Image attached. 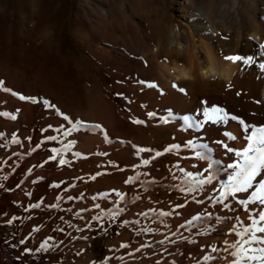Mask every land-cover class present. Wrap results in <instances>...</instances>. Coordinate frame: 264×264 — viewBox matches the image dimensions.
<instances>
[{"label": "rangeland", "instance_id": "rangeland-1", "mask_svg": "<svg viewBox=\"0 0 264 264\" xmlns=\"http://www.w3.org/2000/svg\"><path fill=\"white\" fill-rule=\"evenodd\" d=\"M211 1L233 2L0 0V264H200L208 262L212 244L222 246L216 263L231 264L247 240L244 229L259 222L264 210L258 199L252 209L248 206L264 169L252 188L231 193L213 211L187 213L191 204L206 199V185L214 180L196 147L213 144L217 159L229 167L248 141L242 125L231 119L233 109L209 96L191 111L197 127L173 126L167 118L176 108L162 97L170 91V77L162 72L171 61L148 41L159 28L165 34L175 26L189 30L191 14ZM239 3L240 15L229 14L226 24H217L210 35L200 31L195 39L210 37L224 63L227 56L255 58V63L234 62L241 71L236 85L207 86L228 91L237 106L251 110L260 105L264 87L258 66L264 63V0ZM138 33L146 52L131 50L137 43L129 36ZM121 63L125 67L117 70ZM171 87L183 89L184 103L194 93L190 86ZM212 108L223 112L207 118L205 109ZM242 120L264 125V119ZM91 139L96 140L92 149L80 153ZM186 157L195 168L190 176L178 160ZM177 164L185 174L177 171L176 180L196 175L200 187L187 185L195 189L185 192L175 185L179 191L165 199L169 186L160 183ZM174 196L173 216L183 220L176 229L175 220L166 217L169 212L173 217L166 203ZM133 211L138 213L135 228L129 224Z\"/></svg>", "mask_w": 264, "mask_h": 264}, {"label": "bare ground", "instance_id": "bare-ground-1", "mask_svg": "<svg viewBox=\"0 0 264 264\" xmlns=\"http://www.w3.org/2000/svg\"><path fill=\"white\" fill-rule=\"evenodd\" d=\"M128 1L131 2L132 0H128ZM239 1L240 0H233L231 4L225 3L220 5H216L211 1L209 2L208 5H206L205 8L203 9L201 8V10H199L198 12H194L191 14V18L193 20L190 21L192 22V26L190 27L189 30L187 29L184 30L182 29V27L175 26L171 29V31L168 34H165L163 32V29L159 28L157 31L153 33L152 38L148 40L151 42L152 46H154L157 49V52L159 51V53L168 57L171 61V67L168 68L166 72H162L164 76L167 75L168 77H170V82L167 83L168 87H170V91L164 93L162 97H163V103L164 102L168 103L176 108L174 109V113L167 118L168 121L171 122L173 126L177 125L184 128L197 127V118L192 116L193 113L191 111L199 104L200 99L204 96L212 97L217 103L222 104L224 107L232 108L235 116L241 120L244 119L245 117L249 118L250 120H256L258 122L264 119V87L261 89L259 93L260 105L254 106L251 110L237 106L235 102L236 101L235 98L231 96V94L228 91L219 90V89H215V90L207 89V86L213 82L216 83L218 82L224 86L236 85L237 83H239L241 71L239 72V70H237V67L233 61L229 60L226 63L221 61L218 53L215 52V49L208 42V40H210V37H207L208 40L205 38H199L198 40L195 39V36L198 35L200 31L206 32V34L210 35V33H213V31L218 28L217 24H226L227 16L229 14L232 13L233 15H240L242 10H240ZM84 7L91 16L97 18L99 21H102V18L101 19L98 18L96 9L91 7L90 4H84ZM107 15H108L107 12H104L102 16L107 17ZM193 22H196V24H193ZM143 39L144 38H142L139 33L135 35L131 34L129 36V40L132 43L134 42L137 43V45L131 46V50L133 52H137V53L146 52L145 50L146 47ZM145 39L147 40V38ZM121 64L118 65V67H116L117 70L121 68L123 69L126 65L125 63L124 66L123 63ZM173 83L178 84L180 86H190L193 88L194 93L192 95V98L188 99L187 103L183 102L186 99L183 92L179 90H175L173 87H171ZM179 106H181V108H179ZM187 112L188 113L191 112V113L188 116H186L188 119L187 121H185L184 115ZM95 143H96L95 139L87 140L83 144L82 148H79L80 150L78 151L81 153L89 149H92ZM202 145L207 146V151L202 150L201 148ZM202 145L197 146L196 148L199 150V152L202 155L207 156V159L206 162L203 163V161H201L199 163L200 165L203 163V165L207 166L208 168L207 174L214 177V180L212 182L208 181V185H206L207 197L206 199L201 200V205L191 204L190 208L187 210V213L189 211L191 212V214H194V212H197V210L201 208L203 209L207 208L208 211H213L217 203L221 204L225 200V197L221 196V192L226 193V197H228L231 194L228 185L233 183L231 178L233 177L234 173L237 171V169L235 168L233 169L232 167L223 165L222 162L217 159L218 150L216 149V147H213L214 146L213 144L210 143V144H202ZM9 153L12 154V151H10ZM178 160L179 161L181 160V167L183 166L185 168V171H187L188 173L194 172L195 168H193L189 157H186V159L181 158ZM237 162L242 163L240 157H237V159H235V164ZM209 164H211V167H209ZM179 167L180 165L179 166L178 164L175 165L174 174L167 179H163V182L160 183V185L163 187L169 186V190H166L164 192L165 199L168 198V196L171 193L176 194L175 191H179V190H174L175 185L180 186L179 188L184 189L185 192L187 191L190 192L191 189L192 191L193 189H195V187L187 188V185L190 186L198 185V182L196 181L197 180L196 175L190 178H185V176L183 177L178 176V179L181 177L182 180L181 179L176 180L177 175L175 173L177 171L180 173V175L185 174V172L180 171L182 169L179 170ZM188 173H186V175ZM198 186L200 187V185ZM185 200H187V198H185ZM255 201L256 200H252V203L248 205L251 207V209L253 208L254 203H256ZM166 204L169 205L168 210L173 211V208L177 205V197L174 196L173 199H170V201L167 202ZM191 209L192 211H190ZM169 213L167 214L166 217L169 218L170 220H175L173 227L176 229L175 225L177 224L178 227V224L180 222H183V220L181 221L182 218L179 215L173 216L176 213L175 209L173 211L174 214L171 213L173 217H171ZM169 215L171 218L169 217ZM137 216L138 213L136 214L135 211L130 213L129 219L131 221L129 220L130 221L129 224L131 228L135 225L134 221L137 220ZM248 217L249 215L247 216V218ZM197 222L199 221L195 220L194 223H190L191 228ZM135 227L136 226H134V228ZM256 227H264V221H259ZM193 230L195 231V229ZM176 232H179V230L177 229ZM263 234L264 233H258V232L256 233L258 237H261ZM250 236H251V232L248 233L247 239H249ZM200 241L204 242V244L208 243V239L206 238H203ZM259 245L261 244L255 243L253 248H259L258 247ZM212 247H214L216 250L213 251L211 248H209L208 262L203 261L204 263H200V264H218V262L216 263L217 260L215 261V257H217L220 254L219 248L222 246L212 244ZM249 255L252 254L249 253ZM239 258H240L239 256L233 255V258H231L230 260L231 264H233L234 260H237ZM241 262L245 264L258 263V262L256 263V261H247V260H241Z\"/></svg>", "mask_w": 264, "mask_h": 264}, {"label": "snow or ice", "instance_id": "snow-or-ice-1", "mask_svg": "<svg viewBox=\"0 0 264 264\" xmlns=\"http://www.w3.org/2000/svg\"><path fill=\"white\" fill-rule=\"evenodd\" d=\"M262 49H264V44L260 45ZM226 60H231L233 62L243 61L245 64H249L250 62L255 63V58L252 56L242 57V56H227L225 57ZM261 70H264V63H260L258 65ZM3 82L0 81V84ZM149 87H155L154 84L148 85ZM5 91H10L5 89ZM183 91V89H181ZM239 95V93H238ZM21 99H26L25 97L21 96ZM48 102L45 101V104ZM223 109L219 108H212V109H205V116L207 118H211L209 113H222ZM149 115H154L153 113H149ZM227 115L226 113L224 114ZM15 119V116L11 117ZM223 118V117H220ZM67 119V117H65ZM187 121V117L184 118ZM233 120H238V122L242 125L243 131L245 132V139L248 141L247 146L243 150L236 151V156L240 157L241 162H237L234 165H229V167L237 169L234 173L233 177L231 178L233 183L228 185L229 190L234 195L236 192H245L249 188L253 187V181L256 180V177L260 175L261 169H264V125H249L246 124L245 121L239 119L238 117H231ZM136 123H142V121H136ZM198 126V125H197ZM249 128L252 129L251 133H249ZM226 135L229 136L230 139H236L230 133ZM52 139V138H50ZM202 150L207 151V146L202 145ZM167 150V149H166ZM140 151H145L144 149H140ZM228 151H233V149L229 148ZM157 156L161 155V153L157 152ZM201 159H207V156L201 155L197 153ZM55 159V156L52 157ZM149 161L145 160L144 163L147 164ZM61 164L64 163L63 160L60 161ZM211 167V164H209ZM188 175H191L189 173ZM204 181H200L203 183ZM221 196L226 198V193L221 192ZM251 199L256 200L258 199L261 204H264V178L260 179L257 182L256 190L252 192ZM241 204H247L249 201L242 200L240 201ZM38 206V205H35ZM227 207V205H226ZM259 221H264V210H262L259 214ZM258 221L253 220L252 228H245L244 233L247 234L251 232V236L247 240H243L242 243L239 244L237 251L233 253L234 256H239L240 258L234 260L233 264H241V260L247 261H259L260 264H264V247L261 248H250L245 247V245H250L254 243L264 244V236L258 237L256 233H264V227H256ZM254 229V230H253ZM235 247V245H234ZM216 249H213L215 251ZM259 252L260 255H249V253H257Z\"/></svg>", "mask_w": 264, "mask_h": 264}, {"label": "built area", "instance_id": "built-area-1", "mask_svg": "<svg viewBox=\"0 0 264 264\" xmlns=\"http://www.w3.org/2000/svg\"><path fill=\"white\" fill-rule=\"evenodd\" d=\"M14 225V224H13ZM13 227V226H12Z\"/></svg>", "mask_w": 264, "mask_h": 264}]
</instances>
